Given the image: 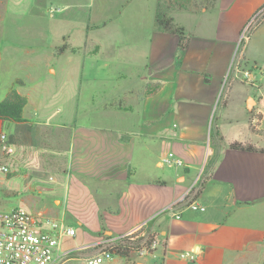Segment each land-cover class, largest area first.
Masks as SVG:
<instances>
[{
    "label": "crops",
    "instance_id": "obj_1",
    "mask_svg": "<svg viewBox=\"0 0 264 264\" xmlns=\"http://www.w3.org/2000/svg\"><path fill=\"white\" fill-rule=\"evenodd\" d=\"M42 1L0 0V20L7 4H30L31 16ZM62 1L65 23L80 18L82 4L99 10L89 7L58 45L28 36V58L0 44V64L27 68L8 89L0 83V96L19 83L28 101L23 122L0 119V145L6 134L15 151L0 148V167L11 173L0 170V211L13 197L10 209L75 229L62 242L72 252L65 264H84L145 226L157 240L150 254L111 252L104 264H264V153L231 148L264 149V14L239 46L264 0H187L188 9L171 13L184 48L180 36L156 29L158 0ZM240 68L257 83L242 80ZM27 79L47 94L63 90L65 109L48 112L46 96L23 92L33 86ZM170 152L184 166L162 165ZM191 199L206 211L189 210ZM190 251L194 261L180 258Z\"/></svg>",
    "mask_w": 264,
    "mask_h": 264
},
{
    "label": "built area",
    "instance_id": "obj_2",
    "mask_svg": "<svg viewBox=\"0 0 264 264\" xmlns=\"http://www.w3.org/2000/svg\"><path fill=\"white\" fill-rule=\"evenodd\" d=\"M61 9H51L50 14L60 12ZM264 14V8L260 10L245 28L239 46L247 39V32L251 26ZM239 76L244 81L257 83L255 76L251 71L237 69ZM264 104V93L261 96ZM260 115H264V106L259 111ZM1 152L5 155L13 154L14 147L9 142L6 134L1 135ZM162 165L169 167H182L185 162L176 156L174 152H170L162 158ZM1 172L9 173L7 166L0 167ZM194 188H191L184 197V201L193 195ZM179 203L170 207L171 210L176 208ZM187 208L194 212H205L206 207L197 200H189ZM180 218L181 215H177ZM75 229L67 226L63 222L46 219L41 216L30 213L23 207L13 208L7 211H0V264H65L71 251L62 249V242L65 237H74ZM143 233L141 237H145ZM157 246V240L154 239L150 247H144L138 254L148 255ZM110 251H104L98 255L88 257L84 260V264H104L106 260L112 258ZM180 258L195 260V252H183Z\"/></svg>",
    "mask_w": 264,
    "mask_h": 264
},
{
    "label": "rangeland",
    "instance_id": "obj_3",
    "mask_svg": "<svg viewBox=\"0 0 264 264\" xmlns=\"http://www.w3.org/2000/svg\"><path fill=\"white\" fill-rule=\"evenodd\" d=\"M65 2L62 0H43L41 4H37L36 8L33 10V14L36 15V18H31L29 16L30 13V4H7L5 11H4V17L0 20V44H11L14 45V49L16 50H22V54L24 53L28 56L31 54L28 53V51L32 48L33 42L29 41L30 35H44L47 36V38L50 39L51 43H54L55 45H58L61 41V38L64 34L68 33V31H77L78 28H81L83 25V22L86 20V15L89 13V11L93 10V13H95L96 10H99V4H82L84 7V10L80 11L82 12V15H80V18L73 19L68 18V22L65 23L67 19V4H64ZM61 9L60 12H55L53 14L49 13V10L51 9ZM0 13L2 14L1 10ZM3 15V14H2ZM77 21H79L77 23ZM256 24V23H255ZM255 24L251 26L249 31L247 32V37L249 36L250 32L254 28ZM109 32H116L114 29H111V25L108 27ZM4 37L8 39H4ZM245 41V40H244ZM243 41V42H244ZM242 42V43H243ZM242 45V44H241ZM62 47V46H61ZM19 58H14L17 62H20L21 60H24L21 56H18ZM26 58V59H27ZM243 70L242 68H240ZM27 68L23 66L20 63H15L11 61H3V63L0 64V83L6 84L5 88L8 89L9 80L13 78L14 76H18L21 78H25ZM44 70L35 71L32 75L33 78L41 79ZM47 74V73H46ZM242 80L243 78L240 77ZM26 79V78H25ZM27 81L31 84L30 80L27 79ZM16 88L19 89L21 86L20 84L15 85ZM44 87V86H43ZM41 87V85L36 82L33 84V86H28L27 88H23V92H34L33 95L37 97L44 95V98L46 96V110L49 112L50 110H53V112H57L58 110H62V107L65 109V104L62 102L63 99V90H56L54 93L53 91L47 94V91ZM262 87L264 89V83L262 84ZM6 91V90H5ZM7 93V92H6ZM30 94V95H31ZM3 95V94H2ZM5 92L3 96H0L1 99H5ZM45 107V106H44ZM261 132V131H259ZM263 132V131H262ZM6 175V178L9 179L11 177V173H4ZM14 199L11 198V201L8 205V208L10 209L12 206H14ZM8 209V210H9ZM7 211V210H2ZM155 222V221H154ZM146 232V234H149V227L145 226L139 232L135 233L136 237H141V234ZM142 232V233H140ZM138 234V235H137ZM134 235V234H133ZM132 235V236H133ZM131 237V236H130Z\"/></svg>",
    "mask_w": 264,
    "mask_h": 264
},
{
    "label": "trees",
    "instance_id": "obj_4",
    "mask_svg": "<svg viewBox=\"0 0 264 264\" xmlns=\"http://www.w3.org/2000/svg\"><path fill=\"white\" fill-rule=\"evenodd\" d=\"M184 3H179L178 0H158L155 26L159 32L176 34L181 38V47L187 46V42L184 41V29L175 24L171 13L175 10H185L188 6ZM261 21L259 20L256 25ZM27 98L22 96L17 90L12 89L8 96L0 102V119L6 122L21 123L24 121L23 113L27 106ZM12 139V138H11ZM212 139L215 146L219 145L223 138L220 132L212 134ZM233 150L244 151H260L264 153V149L258 150L254 146H244L242 143L235 142L231 145ZM141 233V232H140ZM138 235V234H137ZM155 237L150 234H146L145 237H136L134 234L131 237L121 238L115 244L109 247V251L124 258H129L132 253H139L144 247H150Z\"/></svg>",
    "mask_w": 264,
    "mask_h": 264
}]
</instances>
